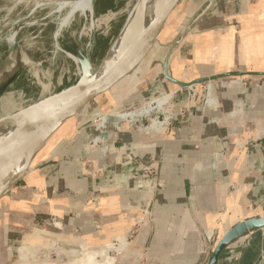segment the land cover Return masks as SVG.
<instances>
[{
	"label": "crops",
	"instance_id": "0c3cea01",
	"mask_svg": "<svg viewBox=\"0 0 264 264\" xmlns=\"http://www.w3.org/2000/svg\"><path fill=\"white\" fill-rule=\"evenodd\" d=\"M204 79L195 105L182 94L176 104L181 85ZM165 95L167 128L125 127L91 147L96 112L83 111L37 151L0 196V264H49L42 250L112 242L123 244L114 264H207L201 231L218 232L214 248L238 222L264 219V0H181L108 98ZM136 220L127 247L121 235ZM217 264H264V227L232 239Z\"/></svg>",
	"mask_w": 264,
	"mask_h": 264
},
{
	"label": "rangeland",
	"instance_id": "374dc122",
	"mask_svg": "<svg viewBox=\"0 0 264 264\" xmlns=\"http://www.w3.org/2000/svg\"><path fill=\"white\" fill-rule=\"evenodd\" d=\"M95 1L96 0L91 1V10H93V3ZM108 1H112L113 6L108 9V11L104 12L101 7ZM135 1L136 0H99L96 7L97 9L91 11L93 14L92 22L88 20L90 15L89 12L78 11L69 20L67 25L62 27L55 36L57 27L69 11L68 7L56 13V7L54 5L35 8V3H17L14 0H0V46L3 49L5 47H18V51L20 52V55L17 54L18 58L15 59L17 65L12 63L13 68H8L4 72L9 71V74H7L8 77H13L19 71H22V80L19 85L20 90H16V86H10V82H7V76L1 79L3 73L0 74V118H4L38 101L53 98L60 93L77 88L83 82L87 83L95 71L99 69L100 61L97 65H94L93 62L88 64L84 62L80 55L73 53H70V58L65 57L59 51L62 49L60 46L61 41L68 39L70 42L74 43V39L78 36L77 34L84 25L85 18L86 25L80 41L83 42V37L92 33L91 36L98 35L99 38L104 41L105 45H101V47H106V44H108V42L111 43L115 38L127 12ZM47 14H49V17L45 19L46 21L42 20ZM79 42L77 41L75 44V47H77L76 49H81ZM114 42L115 41H113V43ZM36 52L39 54L40 59L47 62V64L50 63L54 55L53 65L48 66L53 68L52 73L46 72L44 69L36 67V65L34 66L32 61H27L26 68L19 70V62H21V64L24 62L21 56H25V54L34 56ZM19 59L21 60L19 61ZM0 65L2 64L0 63ZM45 67L44 64V68ZM1 72L2 69L0 70V73ZM196 89L198 88H195V90ZM181 94L182 97H185L184 95H186V92L184 88L175 94L176 104L181 100L177 95L180 96ZM109 100L108 96L107 98L103 97L99 100H95L84 110L83 116L91 111L96 112V117L90 122L91 130L93 131L94 129L93 135L90 136L91 140L99 138L100 142L105 141V143H107V139L113 138L116 132L122 131L125 127H129L130 129H135L136 127L142 133H151L155 131L152 129V124L157 116H160V119L161 116L166 119L169 118L163 128L169 127L172 122L171 114L173 109L171 112V108H169L171 103L170 101L167 103L168 99H164V96L154 101H147L142 104H128L127 106L121 104L119 106L116 105L117 103L110 102ZM200 102H202L201 99H199V103ZM110 105H113V107ZM148 107L151 108V112L147 115H139L140 119L133 122H129L130 118L128 116L122 121L112 118L118 114L127 115ZM103 117L106 118V128L104 129L98 126L99 119ZM159 122H161V120H159ZM73 124L74 123L71 122L69 125ZM100 133L103 134L101 135ZM100 142L97 143V145H99ZM92 167L94 166L92 165ZM86 168L88 167L86 166ZM93 169L94 168H92V170ZM96 171L97 170L94 169L92 172L95 173ZM95 174H97V172ZM141 217L142 216L139 218ZM137 221L139 222V220L134 221L132 226L126 229L121 235V238L128 244L127 247L132 245L141 229V225ZM220 222L225 223L224 218H221ZM220 222L218 224H220ZM201 235L204 252L208 249L207 252L210 255V249L213 248L216 243L218 232L214 228H209L201 231ZM122 245L121 243L117 244L112 242L98 248H89L87 250H81L78 246L76 248L59 247V249L57 248L55 251L42 250L38 258L40 261L48 260L47 262L49 264H72V262L81 257L83 252L103 251L105 252L104 254L110 258L115 259V257L120 254L118 251Z\"/></svg>",
	"mask_w": 264,
	"mask_h": 264
},
{
	"label": "water",
	"instance_id": "95a60500",
	"mask_svg": "<svg viewBox=\"0 0 264 264\" xmlns=\"http://www.w3.org/2000/svg\"><path fill=\"white\" fill-rule=\"evenodd\" d=\"M18 1V0H14ZM23 3H36V2H45L46 0H22ZM146 0H136L130 10L127 12L122 25L120 26L115 38L110 43L108 49L106 50L100 64L105 59L109 48L113 41H115L120 34L124 33L128 39L132 31L134 30L135 24V15L140 12L143 8V5ZM181 0H173L170 7L167 9L163 18L161 19L158 27L154 29L151 33L142 49L140 50L137 57L129 64H125L128 60L127 50L123 52L121 57L115 61L109 71L101 76L100 78L95 77V73L86 83V85L76 92L71 98L66 101L60 102L55 105L49 111H46L44 114L33 118L27 124L23 125L22 128L16 131V133L8 136L0 143V162L9 158L18 156L25 151L33 150L39 151L43 145H45L58 131L70 120L76 118L81 114L93 101L99 100L103 97L108 96L111 91L117 87L122 81L128 79L133 72H136L137 69L141 66L144 60L147 58L150 49L152 48L156 38L170 16L173 9L178 5ZM134 11L132 18L128 21V15L130 12ZM85 63L90 64L89 59H85ZM99 64V66H100ZM98 66V67H99ZM98 69V68H97ZM208 79L201 81H195L188 84H183L181 87H188L192 85H197L201 82H207ZM62 94V93H60ZM56 95L55 97L59 96ZM54 98V97H53ZM52 98H48L42 101H38L30 106L19 109L16 112L0 118V128L2 122L13 120L17 115H25L30 109L37 107L39 104H42ZM29 169V167H28ZM27 169V170H28ZM26 170V171H27ZM25 171V172H26ZM24 172V173H25ZM22 173V174H24ZM21 174V175H22ZM20 175V176H21ZM18 176L10 184L6 186L4 191L0 193V196L20 177ZM264 227V219L256 222H238L231 230H229L216 244L210 253L209 261L207 264H217L219 255L221 251L226 247V245L234 238L243 236L249 232L262 229ZM209 253L207 252V257Z\"/></svg>",
	"mask_w": 264,
	"mask_h": 264
},
{
	"label": "bare ground",
	"instance_id": "6f19581e",
	"mask_svg": "<svg viewBox=\"0 0 264 264\" xmlns=\"http://www.w3.org/2000/svg\"><path fill=\"white\" fill-rule=\"evenodd\" d=\"M40 1V0H39ZM91 1L92 0H46L45 2H36L35 8L42 6L54 5L56 7V13L61 12L64 8L68 7L69 11L63 18L62 22L59 24L55 36L58 31L67 25L69 20L78 12H89L91 13ZM173 0H146L143 8L138 14L135 15L134 30L131 36L127 39L125 34L122 33L112 44L107 52V55L103 62L101 63L99 69L95 73V77L100 78L106 74L112 65L117 61L119 57L127 50L128 60L125 64L131 63L139 54L143 45L154 31L158 27L161 19L166 13L167 9L172 4ZM17 3H23L22 0H18ZM3 13V12H2ZM24 14V13H23ZM134 11L130 12L128 21L132 18ZM86 15V14H85ZM47 19V18H46ZM46 21V20H45ZM86 82H83L77 88H73L66 92H63L57 97H54L37 107H34L27 111L25 115H17L13 120L2 122L0 128V143L2 140L11 136L12 134L18 132L23 125L27 124L33 118H36L46 111L52 109L55 105L60 102L66 101L71 98L76 92L80 91ZM195 86V85H194ZM192 86V87H194ZM196 87V86H195ZM168 96H164V99H168ZM151 112V108H145L139 111H135L131 114L122 115L118 114L114 116L118 121L124 120L126 116L130 118L129 122L136 121L140 119L139 115H147ZM108 118V117H107ZM110 123V122H109ZM106 118H100L98 126L101 128H106ZM160 125L153 123L152 129L156 130ZM151 129V128H150ZM158 130V129H157ZM37 151L29 150L24 153L19 154L16 157L9 158L0 162V193L4 191L6 186L10 184L14 179L24 173L30 166L31 161L35 157ZM103 251L95 252H83L81 257L72 264H113L114 259L110 258ZM99 259V260H97Z\"/></svg>",
	"mask_w": 264,
	"mask_h": 264
},
{
	"label": "flooded vegetation",
	"instance_id": "af4514ba",
	"mask_svg": "<svg viewBox=\"0 0 264 264\" xmlns=\"http://www.w3.org/2000/svg\"><path fill=\"white\" fill-rule=\"evenodd\" d=\"M98 2H99V0H96L93 3V10H91V11H94V9H97L96 7L98 5L97 4ZM105 5L106 4L102 5V7H101V9L104 12L108 11V9H110L113 6V2H112L111 7H109L108 9H105V7H104ZM48 17H49V14L45 15L44 19H42V20H45ZM88 20H89V22H92V20H93L92 12L90 13ZM85 25H86V19L84 18V25H83L82 29L80 30V32L77 34L78 36L74 39V43L70 42L68 39L62 40L60 46L63 50L61 49L59 51L67 58H70V56H71L70 53H73V54L80 55V57L84 60V62H85V59L87 58V59H89L90 62H93L94 65H97L98 62L100 61V59L103 58V56L106 52V47L105 48H104V46L101 47V45H105V43L102 39L99 38L98 35H92L91 36L92 33L85 35L83 37L84 38L83 42L80 41L82 39L81 37L83 35ZM77 41L78 42L80 41L79 45H80L81 49H76L77 47H75V44L77 43ZM0 48H1V46H0ZM103 49H104V51H103L102 55H100ZM17 54L20 55V52L18 51V47L17 48L5 47L4 49L3 48L0 49V63L2 64V65H0V70L2 69V72L0 74L3 73L1 79L6 78V76L8 77L7 74H9V71H7V72H4V71H6L8 68H11V69L13 68L12 65L16 64L15 59L18 58ZM21 58L24 59L25 63L23 62L21 64V62H19V64H20L19 70L26 68L25 66L28 63L27 61H29V62L32 61V64H34V66L36 65V67H40L41 69H44V71H46V72L52 73V71H53V68L48 67V66L53 65L52 62L54 61V58H55L54 55L52 56L49 64H47V62H45L44 60L40 59L39 54L37 52L35 53L34 56H28L27 54H25V56L22 55ZM20 60L21 59H19V61ZM44 64L46 66L45 68H44ZM21 77H22V71H19L13 77H8L7 82H10V86L11 85L16 86V90H20L19 85L21 84V80H22ZM0 94H1V92H0Z\"/></svg>",
	"mask_w": 264,
	"mask_h": 264
},
{
	"label": "built area",
	"instance_id": "2783aa9c",
	"mask_svg": "<svg viewBox=\"0 0 264 264\" xmlns=\"http://www.w3.org/2000/svg\"><path fill=\"white\" fill-rule=\"evenodd\" d=\"M194 86V85H192ZM192 86H188V87H182L185 89V92H186V97H187V100H188V105H195L197 102H198V94H197V91L195 90V86L192 87ZM181 88V89H182ZM200 99L202 100L201 104H203L202 106H210L213 104V100L211 98V90H210V86H206L205 88V92L202 94V96L200 97ZM159 120H161V122H159ZM169 120V118H163L161 116V119H160V116H157L155 118V121L153 123H156L158 125H160L159 130H161L163 128V126L166 124V122ZM100 142V139L99 138H94L90 141V146L91 147H95L97 145V143ZM102 143H104V141H101ZM100 142V143H101ZM92 144V145H91ZM103 145V144H102ZM144 171L146 173H149L151 171L150 168H145Z\"/></svg>",
	"mask_w": 264,
	"mask_h": 264
},
{
	"label": "trees",
	"instance_id": "16d2710c",
	"mask_svg": "<svg viewBox=\"0 0 264 264\" xmlns=\"http://www.w3.org/2000/svg\"><path fill=\"white\" fill-rule=\"evenodd\" d=\"M111 5H112V2H111V1H108L104 7H105V9H108L109 7H111ZM109 43H110V42H108V44H106V49H107ZM104 48H105V47H104ZM103 51H104V49L102 50V52H101L100 55H102ZM100 58H101V57H100ZM100 61H101V59H100ZM98 63H99V62H98Z\"/></svg>",
	"mask_w": 264,
	"mask_h": 264
}]
</instances>
